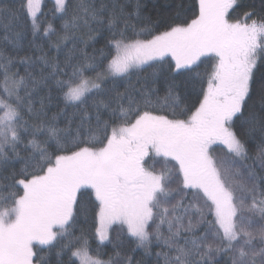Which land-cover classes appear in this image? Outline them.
Segmentation results:
<instances>
[{
	"label": "snow or ice",
	"instance_id": "1",
	"mask_svg": "<svg viewBox=\"0 0 264 264\" xmlns=\"http://www.w3.org/2000/svg\"><path fill=\"white\" fill-rule=\"evenodd\" d=\"M43 8L0 0V264H264V0Z\"/></svg>",
	"mask_w": 264,
	"mask_h": 264
},
{
	"label": "trees",
	"instance_id": "2",
	"mask_svg": "<svg viewBox=\"0 0 264 264\" xmlns=\"http://www.w3.org/2000/svg\"><path fill=\"white\" fill-rule=\"evenodd\" d=\"M188 0H185V3H187ZM246 3L250 2V0H245ZM180 3V0H149V4L150 6L152 4L157 5L158 10L163 13L167 10L173 9L177 4ZM53 7V0H44V8L43 11L44 13L47 15V17L50 19L51 18V9ZM174 14V13H173ZM152 15L155 16V12H152ZM104 46V41L100 40L99 43L95 44V48L99 49L101 47ZM88 51L91 53L92 52V48L90 47L88 49ZM249 164L252 163L251 160L248 161ZM132 247H134V245H129V249H131ZM158 250V249H157ZM106 255H104L102 258L107 259L109 255L112 254V249H111V245H108L105 247L104 249ZM133 255L135 256V259L140 260L143 256V253L140 249H137L135 253H133ZM150 259L153 260V264H155V257H151ZM161 264H163V261L161 260Z\"/></svg>",
	"mask_w": 264,
	"mask_h": 264
}]
</instances>
